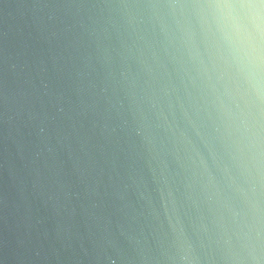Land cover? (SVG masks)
Here are the masks:
<instances>
[{"label":"water","instance_id":"1","mask_svg":"<svg viewBox=\"0 0 264 264\" xmlns=\"http://www.w3.org/2000/svg\"><path fill=\"white\" fill-rule=\"evenodd\" d=\"M0 264H264V0H0Z\"/></svg>","mask_w":264,"mask_h":264},{"label":"clouds","instance_id":"2","mask_svg":"<svg viewBox=\"0 0 264 264\" xmlns=\"http://www.w3.org/2000/svg\"><path fill=\"white\" fill-rule=\"evenodd\" d=\"M252 7H256L255 5H252Z\"/></svg>","mask_w":264,"mask_h":264}]
</instances>
